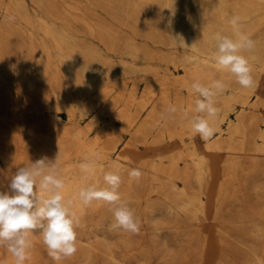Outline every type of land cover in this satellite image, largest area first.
<instances>
[{"label":"rangeland","instance_id":"obj_1","mask_svg":"<svg viewBox=\"0 0 264 264\" xmlns=\"http://www.w3.org/2000/svg\"><path fill=\"white\" fill-rule=\"evenodd\" d=\"M233 16L240 17V30L256 42L252 51L243 53L253 68L255 83L251 88L232 87L227 77H220L212 52L202 51L205 46L216 50L211 41L218 33L232 35L229 20ZM46 30L64 39L62 48L45 39ZM200 31L211 41L198 44L190 39ZM33 41L46 43L55 61L74 65L85 76L122 81L127 94L137 88L138 97L146 91L148 79L154 87L171 80L172 94L188 97L191 92L181 81L195 71L194 62L205 67L209 76L198 81L207 85L223 80L226 88L215 98L220 110L215 119L217 131L207 142L199 135H187L185 141L178 139L177 144H172L166 136L157 145V132L148 138H134L122 121L108 114L100 116L115 95L98 99L93 91L71 106L72 113L59 108L39 117H32L27 106L21 104L11 124L14 127L4 126L7 131H19L17 139L11 135V142L16 141L17 153L22 155L12 172L0 160L8 182L18 167L44 156L56 158L59 153V160L64 161L58 168L65 182L63 195L66 201H73L72 210L80 220L73 257L53 261L37 231L31 237L33 247L25 264H264V0H1L2 57L32 62ZM102 87H106L105 83ZM229 100L233 106H229ZM50 107L55 109V104ZM242 117L248 127L247 138L238 137L244 140V150L211 151L209 145L218 138L228 140ZM55 123L65 128L80 123L81 130L94 123L102 128L112 124V147L116 149L101 160L105 170L97 179L83 171L66 178V169L80 168L84 161L71 164L66 156L74 150L43 140ZM32 126L46 136L41 140L27 137L25 130ZM1 146L11 157L9 142L1 141ZM181 150L184 154L196 150L208 161L204 209L198 203L187 205L182 197L186 191L197 198L200 186L193 180L186 184L169 174V157ZM184 166L185 162L180 161V168ZM133 168L142 172L138 182L127 175ZM114 169L122 177L121 197L140 221L138 234L110 229L113 215L103 202L82 206L76 195L65 192L76 178L83 187L89 183L103 187L104 173ZM7 187L2 189L7 191ZM0 264H15V258L3 246Z\"/></svg>","mask_w":264,"mask_h":264},{"label":"bare ground","instance_id":"obj_2","mask_svg":"<svg viewBox=\"0 0 264 264\" xmlns=\"http://www.w3.org/2000/svg\"><path fill=\"white\" fill-rule=\"evenodd\" d=\"M7 10L10 12V8H7ZM143 24L145 28L149 27L145 20ZM45 37L46 40L50 39L60 48L64 45V39L53 30H46ZM207 37L208 35L200 31L196 35H192L190 39L199 44L201 41H205L206 43L210 42L211 40L209 41ZM211 42V44L216 45L215 38L212 39ZM9 47L11 48V46ZM209 48L210 47L205 46L202 51L207 52L210 50L213 55L215 50L212 51ZM31 53L32 62L26 60L12 61L2 57L3 52L0 48V160H2L8 172L13 171L18 161L21 160L20 157L22 155L20 156L17 153L18 145L16 141L11 142V140H13L12 136L14 135V137H16L15 134L19 131L15 129L7 131L4 126H12L11 124L18 117L21 104L27 106V110L32 114V117H39L41 114H44L45 111H56V109L59 108L65 110L67 113H72L71 106L74 103H78L84 96L95 91L97 92L98 99L115 95L102 112H100V116L108 114L112 116V118L122 121L126 129L133 134L134 138H148L153 135L154 132H157L154 137V143L159 145L162 144L166 136L169 137L168 139H170V143L172 144H177L178 139L183 141L187 135L190 137L195 136V134L190 131L184 113L189 112V116L192 115L190 110L194 107L196 98L192 93H190L188 97H183L178 93L172 94V88L170 87L171 80L170 82L167 80L162 86L154 87L150 84L151 79H148L146 91L138 97L139 92L137 88L127 94V89L122 81H106L99 77V75L85 76L76 66L67 64L64 61H55L46 43L41 42L37 44L33 41ZM193 65L195 66V71L192 72V74L189 73V77L181 81V84L188 87L189 91L191 85V81L189 80H201L202 78L209 77L205 67L199 66L197 62H194ZM218 71L220 72V77H227L226 80L232 87L239 86L235 77L231 74L226 71ZM19 80L22 81V83H19ZM103 83H105L106 87H102ZM231 101L232 100L227 101L229 106H233ZM52 104H55V109L50 107ZM170 105H175L178 109V112L173 118H167L165 111ZM211 123L212 126L215 127V120L211 121ZM61 125L60 123H55L47 136L35 130L33 126L32 128H27L25 131L27 132V137H32L34 140H41L43 139V135H45L46 137L44 136L45 138L43 140L47 143L69 146L70 149L74 150V153L66 156L67 160H72L71 164L74 162L81 163L85 161L86 157L91 156L93 153L97 154L99 160L95 172L91 177H98L100 172L105 170L103 167L104 164L102 163L103 159H107L116 149V146L112 147L114 141V136L110 134L113 128L112 124H108L105 128H102L100 124L94 123L84 130L79 128L80 123H77V125L71 128H65ZM247 129L248 127L245 126L244 118H239L238 124L232 128L228 140H221L218 138L211 143L208 148L211 151L217 152L223 150L234 151V153L235 151H242L244 150L242 147L244 140L240 141L238 137L247 138ZM15 139H17V137ZM1 141H5V143L9 142L12 153L11 157H8L7 153H5V149L1 146ZM23 144L27 143L23 142ZM48 158L52 161L55 160V158L50 156H48ZM180 161L185 162L183 169L180 168ZM60 162L64 161L59 160V166L61 164ZM169 163L168 169L171 176H178V178L186 184L193 180L201 188V193L197 198L190 197L186 191L182 192V197L186 199L187 205L194 206L198 203V205L204 209L205 201L202 195L204 193V182L208 174L207 159L201 157L196 150L189 154H184L183 150H181L174 152L169 157ZM67 168L69 167L67 166ZM79 171H82L81 168L72 166L70 169H66L65 176L67 178ZM239 181L238 179V182ZM8 183L5 169L0 163V191L3 190L2 187L5 188L6 185L8 186ZM72 185L73 186L65 192L74 196L83 186L78 178L74 180ZM220 189L221 192H223L222 186ZM7 191H9V189ZM7 191L5 190V192Z\"/></svg>","mask_w":264,"mask_h":264},{"label":"clouds","instance_id":"obj_3","mask_svg":"<svg viewBox=\"0 0 264 264\" xmlns=\"http://www.w3.org/2000/svg\"><path fill=\"white\" fill-rule=\"evenodd\" d=\"M240 22L239 16H233L229 20L232 35H216V50L212 58L218 70L234 76L242 88H251L255 83L253 68L243 53L252 51L256 42L248 33L240 30ZM225 88L223 80H213L207 85L197 80L190 85V92L197 98L190 110L192 115L185 112L184 117L190 131L205 142L216 134L217 130L211 123L220 111L216 107L215 98ZM165 111L167 118H173L178 109L175 105H170ZM98 160L99 156L95 153L86 157L80 164L81 170L92 176ZM58 161L59 153L54 161L44 156L18 167L8 183L9 191H0V246L5 247L15 258V264H25L30 259L29 250L33 247L31 237L37 231L53 261L71 258L77 252L76 229L80 220L72 210L73 201H66L63 195L65 182L59 174ZM127 175L131 181L138 182L142 172L139 168H133ZM103 180V187L95 183L81 187L76 199L82 206L103 202L109 206L113 215L110 229L138 234L140 221L119 191L122 184L119 171H106Z\"/></svg>","mask_w":264,"mask_h":264}]
</instances>
